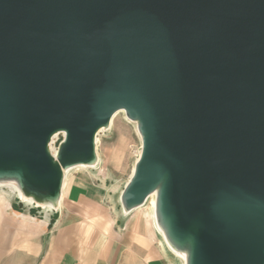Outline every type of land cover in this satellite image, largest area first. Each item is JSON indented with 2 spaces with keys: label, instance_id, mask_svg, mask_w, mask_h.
Wrapping results in <instances>:
<instances>
[{
  "label": "water",
  "instance_id": "1",
  "mask_svg": "<svg viewBox=\"0 0 264 264\" xmlns=\"http://www.w3.org/2000/svg\"><path fill=\"white\" fill-rule=\"evenodd\" d=\"M120 111L142 139L124 214L157 192L187 264H264V0H0V181L22 202L56 211Z\"/></svg>",
  "mask_w": 264,
  "mask_h": 264
},
{
  "label": "crops",
  "instance_id": "2",
  "mask_svg": "<svg viewBox=\"0 0 264 264\" xmlns=\"http://www.w3.org/2000/svg\"><path fill=\"white\" fill-rule=\"evenodd\" d=\"M0 264L177 262L152 222L137 213L125 215L119 204L103 202L98 188L70 177L56 211L0 201Z\"/></svg>",
  "mask_w": 264,
  "mask_h": 264
},
{
  "label": "rangeland",
  "instance_id": "3",
  "mask_svg": "<svg viewBox=\"0 0 264 264\" xmlns=\"http://www.w3.org/2000/svg\"><path fill=\"white\" fill-rule=\"evenodd\" d=\"M97 139L98 163L92 167L77 166L69 169L67 180L70 177H78L83 182L88 183V185L98 188L103 197V202L110 206L113 205L112 199L114 196L118 195V204L122 209L120 197L132 176L142 150V139L138 134L137 123L129 120L126 114L120 111L113 125L101 130ZM62 140L63 135L61 134L52 141L51 151L53 154H56ZM97 169L104 171V174H96ZM7 187L9 186L0 187V191L1 189L7 190ZM0 201L4 203H24L20 200L19 195L10 200L0 194ZM149 207L147 206L141 210L135 209L130 214L137 213L152 222L148 216ZM33 214L35 218L40 215L36 213V210Z\"/></svg>",
  "mask_w": 264,
  "mask_h": 264
},
{
  "label": "bare ground",
  "instance_id": "4",
  "mask_svg": "<svg viewBox=\"0 0 264 264\" xmlns=\"http://www.w3.org/2000/svg\"><path fill=\"white\" fill-rule=\"evenodd\" d=\"M117 114L118 113H116L115 116L112 118L109 127H111L113 125L114 120L117 117ZM138 134L140 135L139 131H138ZM60 135L61 134H57V135L54 136V138H56L57 136H60ZM54 138H53V140H54ZM97 141H98V139H97ZM50 148H51V146H50ZM65 172H66V170H65ZM133 172H134V170H133ZM95 173L96 174H102V173L104 174V171H102L100 169H97ZM67 177H68V174L66 173L65 174L64 184H63V189L65 187V184H66V181H67ZM3 186H9V187H7V190L1 189L0 194L3 195V196H6L10 200H13L14 198H16L17 195L21 196L24 200L29 201V202H32L34 200V198L27 196L24 193V191L21 190V188L18 186V184L14 183L13 181L1 180L0 181V187H3ZM156 196H157V192L152 193L150 195L149 199H148V202L142 208L150 206L149 210H148V216L151 219V221L153 223V226H154V229H156L157 234L159 235V237L161 239V243H162L164 249L166 250V252L175 259L177 264H187L188 253L186 251H180L179 252V250H176L175 248L172 249L171 246L169 245V243H167V240H166V242L164 240V238L166 239L164 230L162 231V233L164 235V238H163L161 232H159V230H158V227H157V224H156V218H157L156 217ZM62 198H63V192H62V196H61V199H60L59 206H60V204L62 202ZM112 202H113V204L118 206V195L114 196V198L112 199ZM38 204L45 205L46 203L39 202ZM48 205H52V204L48 203ZM141 209H138V210H141ZM117 212H118V215L121 214L120 211H117Z\"/></svg>",
  "mask_w": 264,
  "mask_h": 264
}]
</instances>
